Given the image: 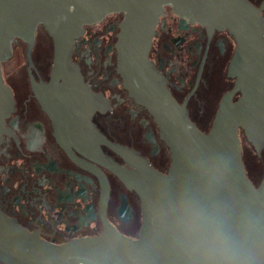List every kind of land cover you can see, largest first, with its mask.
Listing matches in <instances>:
<instances>
[{
	"label": "flooded vegetation",
	"instance_id": "obj_1",
	"mask_svg": "<svg viewBox=\"0 0 264 264\" xmlns=\"http://www.w3.org/2000/svg\"><path fill=\"white\" fill-rule=\"evenodd\" d=\"M251 1L264 7V0ZM123 18V12L111 13L87 24L74 41L72 60L82 80L61 77L52 83L55 42L43 24L29 60L26 42L18 38L13 46L14 53L21 49V61L3 72L15 110L0 145V209L49 242L101 236L110 226L138 238L141 197L111 164L141 175L143 160L162 173L171 168L172 152L154 116L129 94L117 69ZM156 29L149 57L191 120L208 133L222 101L235 103L242 96L233 91L236 77L230 74L236 39L228 29L177 14L171 5ZM239 132L243 147L249 141L244 129ZM249 143L254 174L246 169L260 187L264 146L258 153Z\"/></svg>",
	"mask_w": 264,
	"mask_h": 264
},
{
	"label": "water",
	"instance_id": "obj_2",
	"mask_svg": "<svg viewBox=\"0 0 264 264\" xmlns=\"http://www.w3.org/2000/svg\"><path fill=\"white\" fill-rule=\"evenodd\" d=\"M210 28L228 29L237 49L230 64L236 77L211 130L202 131L180 104L149 53L166 6ZM251 0H0V145L9 131L6 119L15 110L13 91L3 64L14 56V42H26L29 60L37 28L43 24L55 42L52 83L59 78L82 80L72 60L74 41L85 25L111 13H124L116 42L117 69L123 85L154 116L172 152L168 173L145 162L143 175L111 164L142 200L144 222L136 239L113 226L101 236L57 244L21 226L0 209V259L7 264H177L171 248L176 207L194 199L219 208L233 220L248 213L264 216V183L248 175L240 128L258 153L264 146V16ZM70 72L74 74L70 75ZM1 151V150H0Z\"/></svg>",
	"mask_w": 264,
	"mask_h": 264
},
{
	"label": "clouds",
	"instance_id": "obj_3",
	"mask_svg": "<svg viewBox=\"0 0 264 264\" xmlns=\"http://www.w3.org/2000/svg\"><path fill=\"white\" fill-rule=\"evenodd\" d=\"M171 228L177 264H264V216L233 220L216 207L181 201Z\"/></svg>",
	"mask_w": 264,
	"mask_h": 264
},
{
	"label": "rangeland",
	"instance_id": "obj_4",
	"mask_svg": "<svg viewBox=\"0 0 264 264\" xmlns=\"http://www.w3.org/2000/svg\"><path fill=\"white\" fill-rule=\"evenodd\" d=\"M21 49L19 48V51H16L15 50V53H14V56L7 60L6 62H4L3 64V72L6 73L8 70H9V66L10 64H15L19 61H21L19 59V55H20V52ZM243 153H244V162L246 164V167L247 169L249 170V172L251 174H254V169H255V164L253 162V153H254V150H253V147L251 146V144L249 142H244L243 143Z\"/></svg>",
	"mask_w": 264,
	"mask_h": 264
},
{
	"label": "trees",
	"instance_id": "obj_5",
	"mask_svg": "<svg viewBox=\"0 0 264 264\" xmlns=\"http://www.w3.org/2000/svg\"><path fill=\"white\" fill-rule=\"evenodd\" d=\"M16 51H19V48Z\"/></svg>",
	"mask_w": 264,
	"mask_h": 264
}]
</instances>
